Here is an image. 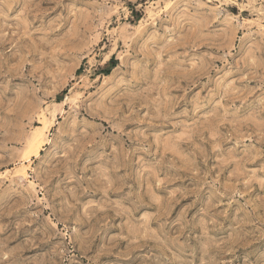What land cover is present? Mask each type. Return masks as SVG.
<instances>
[{
  "label": "rangeland",
  "instance_id": "374dc122",
  "mask_svg": "<svg viewBox=\"0 0 264 264\" xmlns=\"http://www.w3.org/2000/svg\"><path fill=\"white\" fill-rule=\"evenodd\" d=\"M0 264H264V0H0Z\"/></svg>",
  "mask_w": 264,
  "mask_h": 264
},
{
  "label": "trees",
  "instance_id": "16d2710c",
  "mask_svg": "<svg viewBox=\"0 0 264 264\" xmlns=\"http://www.w3.org/2000/svg\"><path fill=\"white\" fill-rule=\"evenodd\" d=\"M117 65V60L116 59H113V60H111L110 62H109V64H108V70H107V73H110V70L112 69V68H114L115 66Z\"/></svg>",
  "mask_w": 264,
  "mask_h": 264
}]
</instances>
